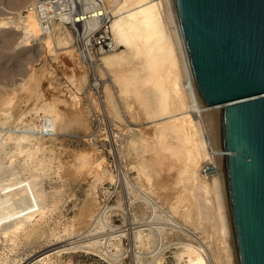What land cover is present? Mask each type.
<instances>
[{"label": "rangeland", "instance_id": "rangeland-1", "mask_svg": "<svg viewBox=\"0 0 264 264\" xmlns=\"http://www.w3.org/2000/svg\"><path fill=\"white\" fill-rule=\"evenodd\" d=\"M44 1L0 0V21L9 23L0 29V264L45 254L35 264H231L210 226L185 227L187 191L168 161L159 172L149 162L168 155V140H153V128L181 114L148 116L138 89L125 91V74L104 61L125 50L108 36L109 17L79 28L68 20L109 0H54L49 19L36 8ZM101 34L111 51L99 44ZM206 128L199 137L212 178Z\"/></svg>", "mask_w": 264, "mask_h": 264}, {"label": "bare ground", "instance_id": "bare-ground-1", "mask_svg": "<svg viewBox=\"0 0 264 264\" xmlns=\"http://www.w3.org/2000/svg\"><path fill=\"white\" fill-rule=\"evenodd\" d=\"M86 1L87 0H85V2ZM109 2L111 5H108V7L105 6V8L103 6V9L101 7L91 9L88 7V3L84 11V14H86L85 16L75 13L76 15H71L68 20L71 25L79 28L80 24L83 26L82 22L88 25L91 21L101 22L109 17V26L107 27V25H104L108 29V36H112L115 44L123 45L125 50L118 56H115V54L105 56L104 61L109 69L116 70V74L120 73V76L122 75L121 77L125 74L123 78L125 79L124 84H126L124 87H127L125 91H129L130 87L138 89L139 94L135 95L137 96L136 100H138L139 103L141 100L149 102L146 109L147 111L142 110L146 111L148 116L168 117L170 115L176 116L181 114L179 117L168 120L160 126L153 128V132L150 131L152 132L150 135L153 140H157V142L163 141V143L164 140H166L165 143H167L168 140L169 144L164 147L165 143H162L164 147L162 149L165 151L168 150L167 156L161 157L160 151L162 149L160 148L161 150L159 149L157 151V154L159 152L160 158L158 157L159 159H155V156H150L149 162H151L155 166V170L159 172V167L163 166V164H161L162 160L168 161L169 167L175 170L174 177L182 183V191H187V194L182 196V198L185 197L183 201L187 204L186 208L189 209L188 211L186 209V212L183 214L185 227L188 226L192 229L200 226H210L212 233L218 238V241L220 240L222 245L227 244L228 257L230 258L229 261L231 264H238L226 200L222 169L221 141L218 137L220 136V107L205 108L197 94L178 23L175 1L109 0ZM50 3H52L50 0L41 2L39 5L36 3V8L39 7V11H46ZM91 6L93 5L91 4ZM134 8L135 10H133ZM31 10V7L27 8L29 14H32L30 12ZM119 14L125 15L118 16ZM105 15L107 17H102ZM49 18L51 17L49 16ZM161 18L164 19V27L160 25ZM8 24L9 23L6 21H0V29L6 30L9 27ZM25 24L27 23H23V25ZM24 28L21 39L23 42H26V37L29 36V30H25L27 27ZM30 33L32 32L30 31ZM162 43L168 49L167 51L164 50V52H162ZM173 57L174 61L172 62ZM165 60L168 61L169 64L165 65ZM125 64L131 66L132 69H124L127 67ZM144 91H146L145 95ZM206 111L214 112L204 113ZM140 113L141 112L137 114L140 115ZM204 126L208 128H206L209 131L208 137H210L213 143L214 175L212 178L209 176L210 171L205 169V167H207L204 157L206 154L204 155V153L201 152L202 141L201 137H199V132ZM162 153H164V151H161V154ZM157 172L156 175H158ZM157 178H159V176H157ZM211 180L214 181L215 191V193L211 192V194H215L216 203L211 201L213 198H209V191H213L210 190ZM158 183L162 186L160 180H158ZM171 187L172 186L169 188ZM211 189L213 188L211 187ZM163 196L164 195H162V197ZM170 197L172 196L170 195ZM163 199L165 198L163 197ZM179 216V218L182 219L180 214ZM140 239H138V241ZM48 255L49 254H45L42 257H36L31 260L30 264H35Z\"/></svg>", "mask_w": 264, "mask_h": 264}, {"label": "water", "instance_id": "water-1", "mask_svg": "<svg viewBox=\"0 0 264 264\" xmlns=\"http://www.w3.org/2000/svg\"><path fill=\"white\" fill-rule=\"evenodd\" d=\"M194 85L220 107L238 264H264V0H174Z\"/></svg>", "mask_w": 264, "mask_h": 264}, {"label": "built area", "instance_id": "built-area-1", "mask_svg": "<svg viewBox=\"0 0 264 264\" xmlns=\"http://www.w3.org/2000/svg\"><path fill=\"white\" fill-rule=\"evenodd\" d=\"M47 1H49V0H47ZM47 1H44V2H47ZM50 1H52V3H53L54 0H50ZM49 5H48V7H49ZM37 9H40V8L38 7ZM39 13L44 18H48L49 17L48 11H39ZM101 35H102V37H101V41L99 42V44L102 43V47H103L104 52L105 51L106 52L111 51L114 46L106 39L107 37L104 38L103 34H101Z\"/></svg>", "mask_w": 264, "mask_h": 264}]
</instances>
